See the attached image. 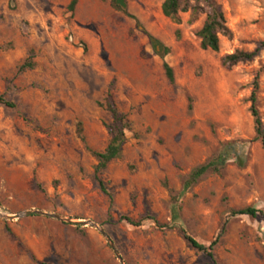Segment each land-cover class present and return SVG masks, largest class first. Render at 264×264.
Instances as JSON below:
<instances>
[{"label": "rangeland", "instance_id": "obj_1", "mask_svg": "<svg viewBox=\"0 0 264 264\" xmlns=\"http://www.w3.org/2000/svg\"><path fill=\"white\" fill-rule=\"evenodd\" d=\"M71 1L0 0V96L15 106H0V213L92 222L124 264H213L180 229L205 247L218 240L216 264H264V147L249 101L258 76L264 127V0H216L232 34L220 37L217 54L199 46L205 16L180 14L175 24L162 16L164 0H125L126 11L114 0H79L69 12ZM150 37L169 50L165 58ZM258 48L251 62L220 64ZM31 53L35 68L21 72ZM109 91L131 128L100 175L105 195L92 152H104L112 137ZM227 145L240 160L178 198L190 174ZM176 206L173 230L129 223L170 226ZM247 208L263 215H231ZM0 264L120 263L95 228L30 216L0 218Z\"/></svg>", "mask_w": 264, "mask_h": 264}, {"label": "trees", "instance_id": "obj_2", "mask_svg": "<svg viewBox=\"0 0 264 264\" xmlns=\"http://www.w3.org/2000/svg\"><path fill=\"white\" fill-rule=\"evenodd\" d=\"M79 0H72L67 7L69 12H73L76 8ZM193 3V5H191ZM113 7L115 9H119L115 2L113 1ZM161 13L162 16L170 20L175 24H180V14L190 13V21H197L199 16L204 15L205 21L203 23L202 28L197 33V38L200 40V49L204 52L210 51L215 54L220 52V37L231 38L232 34L229 28L227 27V21L222 11L220 5H218L216 0H164L161 5ZM131 19L136 20L134 17ZM152 43L155 47V53L157 55H161L162 58H165L169 54V50L164 46L160 45L153 38H151ZM264 47V43L261 44L260 48ZM260 48L255 50L252 53L236 51L231 55H226L221 58L220 64L222 68L226 70H232L240 64L251 62L258 55ZM33 54L31 53V58L20 68L21 72L24 71H32L35 68V65L31 62ZM165 76L170 84H174L175 78L172 68L164 62L163 64ZM258 76L255 77L251 87L252 94L250 96V112L254 120V132L256 135L255 141H260L264 147V127L262 121L260 119L259 112L257 110V93L259 90ZM104 105L106 110L111 114L112 124L108 127L109 132L111 133V140L109 145L102 153L92 152L93 157L97 161V165L95 167V180L99 185L100 190L103 194H107V190L104 186V183L100 179V175L106 171L108 165L115 161L120 157L122 149L126 143L125 132L130 131V123L128 116L124 113H120L117 109L116 103L113 98L112 91L107 93V96L104 101ZM0 106H4L8 109H14L15 106L9 102H7L3 96H0ZM82 141H84L82 139ZM233 158L236 160H240L239 154L236 148L232 145L225 146L219 154L208 164L197 168L194 170L188 180L184 185L183 192L179 194L178 198L183 197L184 193L190 190L193 186H195L203 177L208 174H218L220 171L224 169L228 161ZM179 207H174L173 209V219L172 225L170 226H161L155 220L152 219H144L139 223H135L130 221L133 227H141L147 221H152L157 229L163 230H173L178 227L179 222ZM233 217H249L251 219H255L258 216L263 215V212L255 210L253 208L242 209L239 211H233L231 213ZM225 229H222L224 232ZM181 234L183 236L184 241L187 245L198 253L206 256L213 264H216L215 257L213 251L217 246L218 240H215L208 247H205L199 244L195 239L188 236L186 232L180 229Z\"/></svg>", "mask_w": 264, "mask_h": 264}, {"label": "water", "instance_id": "obj_3", "mask_svg": "<svg viewBox=\"0 0 264 264\" xmlns=\"http://www.w3.org/2000/svg\"><path fill=\"white\" fill-rule=\"evenodd\" d=\"M114 1H115V4L118 7H120L123 11L127 10V4H126L125 0H114ZM30 216H43V217H47L50 219L57 220L59 222L65 223V224H72V225L83 226V227L90 226L92 228H95L96 230H98L100 232V234L106 240L107 244L109 245L110 249L112 250V252L116 256L119 263L124 264V261L121 258L118 250L116 249L115 245L113 244V242L111 241L109 236L106 234V232L104 230L100 229L96 224H94L92 222L73 221L71 219H66V218H63V217L55 215V214H47L45 212L37 211V210L24 212V213L15 215V216L3 215L0 213V218L5 219V220H20L24 217H30Z\"/></svg>", "mask_w": 264, "mask_h": 264}, {"label": "crops", "instance_id": "obj_4", "mask_svg": "<svg viewBox=\"0 0 264 264\" xmlns=\"http://www.w3.org/2000/svg\"><path fill=\"white\" fill-rule=\"evenodd\" d=\"M67 0H60V4H65Z\"/></svg>", "mask_w": 264, "mask_h": 264}]
</instances>
